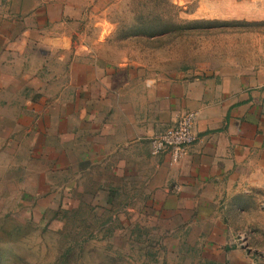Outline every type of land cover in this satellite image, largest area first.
<instances>
[{"label": "rangeland", "instance_id": "rangeland-1", "mask_svg": "<svg viewBox=\"0 0 264 264\" xmlns=\"http://www.w3.org/2000/svg\"><path fill=\"white\" fill-rule=\"evenodd\" d=\"M201 4H0V264H264V209L188 214L146 166L173 85L264 65V22L191 18Z\"/></svg>", "mask_w": 264, "mask_h": 264}, {"label": "crops", "instance_id": "crops-1", "mask_svg": "<svg viewBox=\"0 0 264 264\" xmlns=\"http://www.w3.org/2000/svg\"><path fill=\"white\" fill-rule=\"evenodd\" d=\"M13 1L0 0V4ZM20 3L19 10L10 16L21 24L26 14L25 5ZM207 3L198 5L191 18L264 22V0H207ZM6 18L4 15L3 19ZM1 23L6 24L0 13V38L5 40ZM169 97L172 112L168 121L171 126L154 133L148 129L145 144L148 155L154 160L146 166L156 171L163 165L170 171L167 188L171 198L176 200L171 207L183 209L188 214H203L205 209L215 208L216 199L221 198L226 209H235L238 214L252 215L253 210L249 207L252 204L262 211L264 65L254 77L237 79L234 83L225 80L218 84L213 80L193 84L178 82L171 87ZM189 110L198 113L195 122L197 141L178 164L170 166L168 151L156 157L150 154L149 138L173 129L178 117ZM123 136L116 135L119 148L123 145L120 143L126 142Z\"/></svg>", "mask_w": 264, "mask_h": 264}, {"label": "built area", "instance_id": "built-area-1", "mask_svg": "<svg viewBox=\"0 0 264 264\" xmlns=\"http://www.w3.org/2000/svg\"><path fill=\"white\" fill-rule=\"evenodd\" d=\"M198 113L194 110L184 112L175 127L149 138V150L152 156H160L168 151L169 165L178 164L188 153L190 146L196 143L195 122Z\"/></svg>", "mask_w": 264, "mask_h": 264}]
</instances>
